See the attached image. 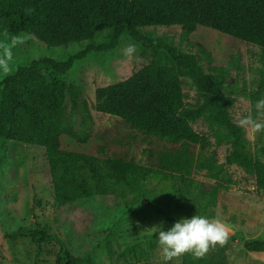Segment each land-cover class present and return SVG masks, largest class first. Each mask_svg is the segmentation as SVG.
Instances as JSON below:
<instances>
[{
  "label": "trees",
  "instance_id": "1",
  "mask_svg": "<svg viewBox=\"0 0 264 264\" xmlns=\"http://www.w3.org/2000/svg\"><path fill=\"white\" fill-rule=\"evenodd\" d=\"M27 8L34 11L28 14ZM171 26L181 29L182 41L194 51L176 55L169 49L189 72L150 62L121 81L97 88L93 109L116 118L127 132L120 133L117 127L97 132L94 136L101 143L96 155L62 149V138L85 145L92 137L88 103L77 86L65 79L87 51L65 62L37 58L0 81V137L44 149L57 206L68 229L98 222L103 202L123 199L141 183L161 185L167 207L189 218L223 207V192L234 188L249 192L250 180L264 189V167L241 151L243 129L233 122L232 99L223 94L231 71L240 68L242 52H233L224 64H216L211 50L190 39L203 30L224 43H244L264 51V0H0V34L24 33L48 48L92 40L103 28L114 29L113 42L127 31L134 41L147 45L139 28ZM185 75L207 92L205 104L195 110L187 102L181 79ZM68 94L70 110L82 119L80 130L64 117ZM207 115L233 137V150L224 163L210 153L209 137L192 127ZM139 137L144 144L140 147L143 162L130 155ZM228 166L243 169L245 175L234 178ZM125 217L103 221L102 229L84 241L60 243L54 264H96L92 252ZM237 237L242 234L232 235L224 246L214 247L201 259L183 254L179 264H228L226 248ZM9 238H27L33 244L56 240L39 229H19ZM153 240L158 241L156 235ZM243 247L262 253L264 239L245 241Z\"/></svg>",
  "mask_w": 264,
  "mask_h": 264
},
{
  "label": "rangeland",
  "instance_id": "2",
  "mask_svg": "<svg viewBox=\"0 0 264 264\" xmlns=\"http://www.w3.org/2000/svg\"><path fill=\"white\" fill-rule=\"evenodd\" d=\"M138 34L146 38L147 45L134 41L127 31H123L117 41L113 42L114 29L103 28L95 32L92 40L48 48L24 33H2L0 45L11 46L12 59L11 70L7 74L0 71V81L14 74L18 66H27L37 58L46 57L65 62L71 55L87 51L65 79L77 86L88 103L91 118L88 123L93 131L92 137L85 145H77L62 138V149L96 155V146L101 143L94 136L97 132L116 127L120 133L127 132L118 125L116 118L97 113L93 109L97 88L121 81L150 62L189 72L186 65L174 59L169 50H174L176 55L194 52L182 41L179 27L139 28ZM13 37L20 41L14 46ZM190 39L203 43L211 50L216 64H224L227 56L233 52H242L240 68L231 71L223 94L232 99L230 112L234 123L239 125V120L248 115L257 118L256 102L264 98V51L244 43H224L215 34L203 30L196 32ZM130 44L135 45L136 51L126 55L124 49ZM2 54L3 48L0 47ZM181 79L189 108L195 110V107L203 106L207 92L203 91L201 84L191 76L185 75ZM1 96L0 85V101ZM65 105L64 117L74 127L82 129L81 117L70 110L69 94ZM205 113L208 114V111ZM192 127L209 137L212 143L210 153L217 156L219 163H224L233 150L230 131L219 127L211 115L193 122ZM242 129L241 151L264 167V132L254 134L250 128ZM135 146L130 155H135L143 162L145 158L140 147L144 144L141 137ZM227 168L235 172L234 178L245 175L243 169L237 166ZM249 182L246 184L249 192L236 188L223 192L220 197L223 207L211 209L205 215L229 225V237L236 233L242 234V238L237 237L226 248L228 264H264V252H249L243 247L245 241L264 239V189L252 184L253 180ZM165 192L157 183L138 184L128 190L125 198H109L103 202V213L97 214L98 222L88 221L81 227L68 229L57 206L44 149L0 137V264H54L60 243L69 245L74 239L84 241L102 229L99 225L103 221L115 222L122 216L126 217L113 225L110 237L92 252V261L96 264H165L161 247L158 241L153 240L155 235L151 229L162 224V230L167 231L179 219L189 218L167 207ZM104 213H107L106 218H103ZM19 229H39L53 235L56 240L33 244L27 238L10 239V235ZM179 257L169 261L170 264H179Z\"/></svg>",
  "mask_w": 264,
  "mask_h": 264
},
{
  "label": "clouds",
  "instance_id": "3",
  "mask_svg": "<svg viewBox=\"0 0 264 264\" xmlns=\"http://www.w3.org/2000/svg\"><path fill=\"white\" fill-rule=\"evenodd\" d=\"M26 13L31 14L34 9L27 8ZM19 38H12V45L18 43ZM3 54L0 55V71L7 74L12 59L11 46L0 45ZM136 51L134 44L128 45L124 52L131 55ZM258 116H244L239 120V126L250 128L255 133L264 132V98L257 100ZM163 225L151 229L154 235L158 233V244L161 247L165 261H171L183 254H191L197 259L203 258L216 246H224L229 239L230 226L219 219H210L206 216L193 215L191 218H181L175 222L167 231L162 230Z\"/></svg>",
  "mask_w": 264,
  "mask_h": 264
}]
</instances>
